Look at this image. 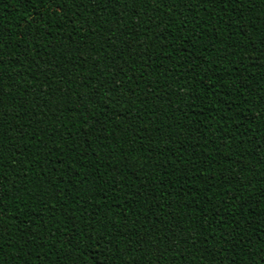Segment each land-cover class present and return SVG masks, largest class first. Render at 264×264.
Masks as SVG:
<instances>
[{
    "label": "trees",
    "instance_id": "obj_1",
    "mask_svg": "<svg viewBox=\"0 0 264 264\" xmlns=\"http://www.w3.org/2000/svg\"><path fill=\"white\" fill-rule=\"evenodd\" d=\"M101 253L264 264V0H0V264Z\"/></svg>",
    "mask_w": 264,
    "mask_h": 264
},
{
    "label": "snow or ice",
    "instance_id": "obj_2",
    "mask_svg": "<svg viewBox=\"0 0 264 264\" xmlns=\"http://www.w3.org/2000/svg\"><path fill=\"white\" fill-rule=\"evenodd\" d=\"M109 251H111V249H109ZM101 255L103 256V264H111L112 257L115 256V253L112 254V257L107 256V255H104L103 253H101ZM121 259H122V261H124L125 264H126V261H127L128 257L125 256V257H123V258H121Z\"/></svg>",
    "mask_w": 264,
    "mask_h": 264
}]
</instances>
